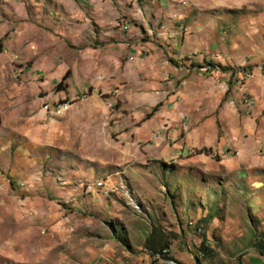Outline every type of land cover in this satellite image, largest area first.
I'll return each mask as SVG.
<instances>
[{
  "label": "rangeland",
  "instance_id": "374dc122",
  "mask_svg": "<svg viewBox=\"0 0 264 264\" xmlns=\"http://www.w3.org/2000/svg\"><path fill=\"white\" fill-rule=\"evenodd\" d=\"M0 18V264L188 237L197 264L264 258V0H0ZM108 41L133 48L88 89L83 55ZM165 61L192 101L181 81L161 101Z\"/></svg>",
  "mask_w": 264,
  "mask_h": 264
},
{
  "label": "crops",
  "instance_id": "0c3cea01",
  "mask_svg": "<svg viewBox=\"0 0 264 264\" xmlns=\"http://www.w3.org/2000/svg\"><path fill=\"white\" fill-rule=\"evenodd\" d=\"M237 2L240 3V0H237ZM1 22H2V18H0V32H3L4 27L1 25ZM108 43L109 44H105L103 46L101 43H97L96 45H92L87 48L86 50L87 54L83 55V59L85 60V63H86L85 68L88 71L93 70V72L95 73L94 74L95 80L89 83L86 82V84H82V86L85 87L86 85L88 89L93 88L95 90L101 89L105 92L110 91L111 85L109 84L110 82L109 78L111 76V73L108 67L112 65L118 66V64L121 63V58H122L121 56H123V52L125 51V54H126L127 51L133 47L131 46V44H127L126 49L125 47H120L119 48L120 51L118 52L115 50L117 47H115L113 43H110V41H108ZM163 67H164L163 77H161L162 75V73L160 72L161 69L158 70L159 80L164 81L162 85L159 83L160 87L163 90V96H164L161 98L162 100L160 99L161 101L166 100L168 96H171L169 95L170 92H173L175 90L174 83L181 81L182 76H184L185 73L188 72L185 68L179 67V66H173L168 61L163 62ZM244 75L245 73L242 76L246 78L250 74L248 75L246 74L247 76L246 75L244 76ZM101 77L105 78L106 80L99 81L96 79V78H101ZM262 82H263L262 77L259 76L258 80L254 84L251 85L250 92L252 96H254V97H251V99L253 101L255 100L256 104H258L257 99L264 98V85L262 84ZM181 83H182L181 84L182 86L176 92L175 97L178 95L179 96L182 95L188 101H192L193 98L190 95L193 94V92H191L192 90L191 87L194 86V82L183 80V82L181 81ZM245 100H247V98ZM262 103L264 104V101ZM248 105L250 104L248 103ZM182 115L183 113H180V112L178 113L173 112L168 115L164 113V116L165 117L169 116L172 121L178 120L179 118H181ZM165 120H168V119H165ZM191 124L193 125V121ZM165 125L166 124L163 125L164 126L163 128H166ZM204 132L205 131H203V133ZM2 133H3V129L0 127V135ZM5 180L6 179L4 178L3 179L0 178V204H2L4 200L10 197L9 194H11V192L8 190L9 188H8V185L5 183ZM58 192H63V191H58ZM72 193L73 192L69 193V191L66 190V194L70 195ZM76 194L79 195L78 192H76ZM173 232L177 233L180 231L178 229H174ZM193 241L194 239H192V237L190 238L188 237L184 241L180 239V240L174 241L172 244H169L167 246L165 245L164 248L156 251L155 253L153 251L152 253L147 252L146 246L141 244L138 246V248L139 250H144V253L142 254L137 253V252L135 254H131L130 252L121 251L119 248L117 249V251H113L114 248L111 243L109 245L99 243L95 245V250L93 251V254L95 256V259H97V261L100 262V264L105 263V261L107 262L110 261L109 264H197L195 263L194 256L188 252ZM163 250H168L169 254L161 258L158 253L162 252ZM164 254L165 253H163V255ZM247 260H248L247 264H264V258L261 259V256L258 255L257 253H251L249 255V258H247Z\"/></svg>",
  "mask_w": 264,
  "mask_h": 264
},
{
  "label": "built area",
  "instance_id": "2783aa9c",
  "mask_svg": "<svg viewBox=\"0 0 264 264\" xmlns=\"http://www.w3.org/2000/svg\"><path fill=\"white\" fill-rule=\"evenodd\" d=\"M249 74H250V75H253L252 73H249ZM253 105H254V103H253ZM53 107H56V108H58V109L65 110V109H69L70 104H67V105L54 104ZM165 252H167V250H163L162 254L165 253Z\"/></svg>",
  "mask_w": 264,
  "mask_h": 264
},
{
  "label": "trees",
  "instance_id": "16d2710c",
  "mask_svg": "<svg viewBox=\"0 0 264 264\" xmlns=\"http://www.w3.org/2000/svg\"><path fill=\"white\" fill-rule=\"evenodd\" d=\"M67 78H68V75L64 76V77H63V80H62V82H61L60 84H65V85H66L65 82H66ZM155 111H156V109L153 110V112H155ZM153 112H152L151 114H149V116H151L152 114H154ZM208 151L210 152V150H207V152H208ZM204 152H206L205 149H204ZM126 247H127V246H126ZM203 247H204V246H203Z\"/></svg>",
  "mask_w": 264,
  "mask_h": 264
},
{
  "label": "bare ground",
  "instance_id": "6f19581e",
  "mask_svg": "<svg viewBox=\"0 0 264 264\" xmlns=\"http://www.w3.org/2000/svg\"><path fill=\"white\" fill-rule=\"evenodd\" d=\"M250 104H251V105H253V103H252V102H251Z\"/></svg>",
  "mask_w": 264,
  "mask_h": 264
}]
</instances>
